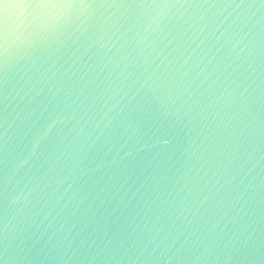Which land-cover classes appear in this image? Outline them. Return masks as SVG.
Returning <instances> with one entry per match:
<instances>
[{"label":"water","instance_id":"obj_1","mask_svg":"<svg viewBox=\"0 0 264 264\" xmlns=\"http://www.w3.org/2000/svg\"><path fill=\"white\" fill-rule=\"evenodd\" d=\"M0 264H264V0H0Z\"/></svg>","mask_w":264,"mask_h":264},{"label":"clouds","instance_id":"obj_2","mask_svg":"<svg viewBox=\"0 0 264 264\" xmlns=\"http://www.w3.org/2000/svg\"><path fill=\"white\" fill-rule=\"evenodd\" d=\"M6 8L9 7L8 5L5 6ZM42 10H47V11H51V8L48 5H43L41 6Z\"/></svg>","mask_w":264,"mask_h":264},{"label":"snow or ice","instance_id":"obj_3","mask_svg":"<svg viewBox=\"0 0 264 264\" xmlns=\"http://www.w3.org/2000/svg\"><path fill=\"white\" fill-rule=\"evenodd\" d=\"M45 2H47V0H45Z\"/></svg>","mask_w":264,"mask_h":264}]
</instances>
